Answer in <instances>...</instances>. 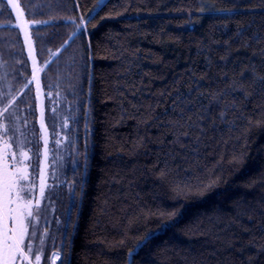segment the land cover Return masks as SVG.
<instances>
[{
	"label": "trees",
	"instance_id": "obj_1",
	"mask_svg": "<svg viewBox=\"0 0 264 264\" xmlns=\"http://www.w3.org/2000/svg\"><path fill=\"white\" fill-rule=\"evenodd\" d=\"M18 3L38 65L61 50L40 74L63 259L131 264L155 233L135 264H264V0ZM0 4V108L17 97L9 111L38 178L29 66Z\"/></svg>",
	"mask_w": 264,
	"mask_h": 264
},
{
	"label": "snow or ice",
	"instance_id": "obj_2",
	"mask_svg": "<svg viewBox=\"0 0 264 264\" xmlns=\"http://www.w3.org/2000/svg\"><path fill=\"white\" fill-rule=\"evenodd\" d=\"M103 4L104 0H97L95 7H100ZM7 6L15 13L16 27L23 33L24 45L27 47L29 58L32 60L31 79L23 84V88H28L29 84L35 82L36 100L39 101L41 95L39 73L45 71L51 63L58 59L61 50L50 52L52 59L45 62L44 67L38 66L34 56L33 38L28 30L29 24L35 22L24 18V12L21 10L18 0H7ZM3 7L0 4V9H3ZM208 11L214 14L217 10L208 8ZM219 11L234 12L235 9H222ZM93 19H95L94 16H89L88 18L81 17L78 23L73 21L76 24V31L72 33L69 39L73 40L86 32L87 24L91 23ZM238 35L243 36V32H239ZM261 38L260 36L255 37L256 40ZM67 43L68 41L65 42V44ZM261 82L264 83V78H262ZM224 95H227V93H221L218 99H222ZM0 99H5V97H0ZM14 105L18 106V102L17 97L13 95L10 98H6L5 106L0 108V120L7 121V123H0V129H3V135L0 136V264H41L44 252V237L38 235L39 220L44 219V235L47 236V220L44 216L45 209L42 207L41 202L51 200L47 191L48 177L45 168L41 165L37 189L35 166L32 165L29 155L31 150L26 151V144L22 143L16 135L19 131L20 118L15 110L9 111ZM176 127L179 128L180 125L178 124ZM41 129L45 133L47 132L43 110L41 111ZM44 144V156L46 159L48 144L46 135ZM30 167L33 168L31 174L29 172ZM172 215L178 218V213H173ZM170 227V224H163L157 231L166 232ZM155 235V233L145 235L129 250L128 257L131 260V264H135V259L140 252L151 246ZM37 239L40 241L39 246L35 244ZM61 255H63L62 251L54 254V258H59ZM62 264H68L66 256ZM141 264H144V262L142 261Z\"/></svg>",
	"mask_w": 264,
	"mask_h": 264
},
{
	"label": "flooded vegetation",
	"instance_id": "obj_3",
	"mask_svg": "<svg viewBox=\"0 0 264 264\" xmlns=\"http://www.w3.org/2000/svg\"><path fill=\"white\" fill-rule=\"evenodd\" d=\"M31 163L36 168V164H34L32 161ZM29 172L30 174L33 172L32 167L29 168ZM46 175L48 177L47 191L49 195H52V190H51L52 185H53V183L51 182L52 177L49 172ZM35 178H36L37 189H38L39 177L37 178L36 171H35ZM37 195H38V191H37ZM41 203H42V207L45 209L44 216L46 217V220H47V231H48V235L45 236L44 235L45 221L44 219L39 220V234L38 235L41 237H44V252L42 255L41 264H62L63 256L65 255V245H64V242H62V240H64L65 236H62L60 234H55L56 232L55 229L58 227L59 224H63V220H60L59 218H55V214L58 213V211L56 210V206H48L50 204L49 200H44ZM52 225L54 226V230H52ZM35 244L39 246L40 244L39 239L35 241ZM58 251H60V253L62 251L63 255H61L57 259H54V254H58Z\"/></svg>",
	"mask_w": 264,
	"mask_h": 264
},
{
	"label": "water",
	"instance_id": "obj_4",
	"mask_svg": "<svg viewBox=\"0 0 264 264\" xmlns=\"http://www.w3.org/2000/svg\"><path fill=\"white\" fill-rule=\"evenodd\" d=\"M3 2L7 6V0H3ZM7 9H8V11L10 12V14H11V16L13 18L15 28H16L18 34H19V38H20V41H21V44H22V47H23L24 55L26 57V60H27L28 66H29L30 78H31L32 60L28 56L27 47L24 45L23 33L20 32L18 27H16L17 21H16L15 13L12 12L11 8H9L8 6H7ZM33 48H34V45H33ZM34 56L36 58L35 49H34ZM36 61H37V58H36ZM37 65H38V61H37ZM39 77H40V89H41V95H40L39 101L36 100V84H35V82H32V87H33V93H34V99H35V105H36V113H37V121L36 122H37V127H38V130H39V134H40V141H41V144H42V148H41V157H42L41 165H42V163L46 162V160H47V159H45V156H44V153H45L44 137L46 135L47 136V140H48V132L45 133L41 129V111L43 110V113H44V107H43V90H42V85H41V74L40 73H39Z\"/></svg>",
	"mask_w": 264,
	"mask_h": 264
},
{
	"label": "rangeland",
	"instance_id": "obj_5",
	"mask_svg": "<svg viewBox=\"0 0 264 264\" xmlns=\"http://www.w3.org/2000/svg\"><path fill=\"white\" fill-rule=\"evenodd\" d=\"M105 1V0H104ZM44 162V161H43ZM46 163V162H45ZM45 163H42V166L45 168V167H47V163L45 164Z\"/></svg>",
	"mask_w": 264,
	"mask_h": 264
},
{
	"label": "built area",
	"instance_id": "obj_6",
	"mask_svg": "<svg viewBox=\"0 0 264 264\" xmlns=\"http://www.w3.org/2000/svg\"><path fill=\"white\" fill-rule=\"evenodd\" d=\"M54 259H56V258H54Z\"/></svg>",
	"mask_w": 264,
	"mask_h": 264
},
{
	"label": "bare ground",
	"instance_id": "obj_7",
	"mask_svg": "<svg viewBox=\"0 0 264 264\" xmlns=\"http://www.w3.org/2000/svg\"><path fill=\"white\" fill-rule=\"evenodd\" d=\"M57 259V258H56Z\"/></svg>",
	"mask_w": 264,
	"mask_h": 264
}]
</instances>
